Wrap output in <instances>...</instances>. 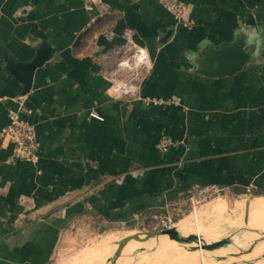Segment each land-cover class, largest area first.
<instances>
[{"label":"crops","instance_id":"obj_1","mask_svg":"<svg viewBox=\"0 0 264 264\" xmlns=\"http://www.w3.org/2000/svg\"><path fill=\"white\" fill-rule=\"evenodd\" d=\"M180 1L185 24L160 0H104L110 13L98 19L82 0H0V264H49L62 241L160 214H182L178 223L197 212L213 225L200 235L219 241L236 233L227 221L236 202L264 200L251 193L264 191V0ZM127 29L152 67L137 96L120 98L109 75ZM238 31L258 39L251 62L221 78L194 72L201 45ZM44 43L52 57L22 96L6 60L29 62ZM15 111L34 128L35 161L16 158L2 134ZM162 139L172 142L165 151ZM208 185L223 192L191 211L192 191ZM218 204L225 223L208 214ZM157 242L130 264H201L192 244L173 254L167 237ZM108 250L82 264H108Z\"/></svg>","mask_w":264,"mask_h":264},{"label":"rangeland","instance_id":"obj_2","mask_svg":"<svg viewBox=\"0 0 264 264\" xmlns=\"http://www.w3.org/2000/svg\"><path fill=\"white\" fill-rule=\"evenodd\" d=\"M235 206L237 208L233 210V212L235 211L233 213L234 215L231 214L230 217H228V220L227 218L225 219L229 223L235 222L237 224L236 233L233 236L227 237L230 238V244L226 246L225 249L214 250L212 248H206V244L203 243L204 250H196L197 254L200 255L201 253L204 255L205 263L208 264H264V200L240 201L236 202ZM215 210L217 211L213 212ZM187 212L186 216L189 215ZM211 212L213 213L211 214ZM225 212L226 207L224 209L222 204H218L214 209L210 210V212L208 211V214H211L214 218H219V221L225 223L223 217L228 215L225 214ZM182 217L183 216L181 214L178 218ZM197 217L200 223L198 234H201L202 232L206 237H212V232L206 229L211 228L213 225L209 224L208 227H206L203 224L201 215L199 213H197ZM163 219L164 214H160L153 218L138 220L134 224L122 226L120 228H108V231L104 233H86L84 235L85 237H78L74 240L67 239L68 242H61L59 249L49 264H60L65 261L66 263L70 264L71 260H73V258L70 257L76 255V253H79L81 249H83L82 253H85L82 261H75L71 264H82L84 260L88 259L90 256V254L88 255L87 253L91 252V255L95 256L98 255V253H100V251L103 249L108 248L109 252H113V254L110 256L112 258L115 256V253L119 250V248H122L123 250L124 247H127V245L130 244L131 240H140V242H145L148 245L152 244L154 246L150 248V246L145 247L141 245L140 248L134 250L135 254L133 253L131 254V257L129 256L130 260L132 261L133 258L137 259L138 257L140 259V255L141 257H147L151 253L155 252V249L157 248L155 245L161 238H149L150 236L148 233L161 230L163 228ZM213 222L217 223V220ZM175 224V227L184 235H187L185 233H188V231H191V233L196 232L193 214L185 217L178 223L176 221ZM204 228L206 229L204 230ZM168 241L171 242V250L173 254L175 252L179 253L181 250L179 247H181L183 244L181 245L180 243L171 241L169 239ZM102 242L105 243L100 245ZM192 245L194 246V243H192ZM185 250L189 251L190 248H185ZM120 257L121 254H119V258ZM98 261L99 259L96 260V263ZM112 263H114V261ZM108 264L111 263L109 262Z\"/></svg>","mask_w":264,"mask_h":264},{"label":"built area","instance_id":"obj_3","mask_svg":"<svg viewBox=\"0 0 264 264\" xmlns=\"http://www.w3.org/2000/svg\"><path fill=\"white\" fill-rule=\"evenodd\" d=\"M86 10L93 12V18L98 19L107 16L110 8L104 0H82ZM162 6L171 13L179 23H186L185 14L187 5L180 0H160ZM112 34V33H110ZM122 37L125 45L120 56L115 58V70L109 75L112 79L111 88L116 96L133 97L139 93L140 82L151 69L152 62L148 52L136 44L133 32L130 29L124 30ZM114 64V61H113ZM177 98L169 100L178 103ZM149 103L164 104L163 100H149ZM93 117L99 119L96 114ZM2 134L13 146V155L20 160L35 161L37 159V140L34 128L31 124L21 118V112L15 111L10 114V122L3 129ZM172 146L168 139H162L158 145L160 151H165ZM223 190L215 185L195 188L190 197L189 204L191 211L196 209L213 198L219 196ZM179 216L177 214H166L164 216L163 228L175 227V222Z\"/></svg>","mask_w":264,"mask_h":264},{"label":"water","instance_id":"obj_4","mask_svg":"<svg viewBox=\"0 0 264 264\" xmlns=\"http://www.w3.org/2000/svg\"><path fill=\"white\" fill-rule=\"evenodd\" d=\"M258 50V39L250 38L246 32H236L234 38L220 44L206 43L201 45L193 54L191 62L194 64V72L208 78H221L232 76L241 71L254 59ZM52 57V48L43 44L36 50L35 57L29 62H17L7 59V70L15 80L23 85L21 95H26L32 88L35 72ZM149 238L166 236L169 240L180 243H205L206 248L214 250L225 249L230 244V238L209 242L198 233L184 235L176 227L150 232ZM120 249L109 262L114 264L119 257ZM114 261V263H112Z\"/></svg>","mask_w":264,"mask_h":264},{"label":"bare ground","instance_id":"obj_5","mask_svg":"<svg viewBox=\"0 0 264 264\" xmlns=\"http://www.w3.org/2000/svg\"><path fill=\"white\" fill-rule=\"evenodd\" d=\"M193 220H194V226H195V231H199V227H200V223H199V220H198V217H197V212L193 213ZM199 225V226H198ZM188 244H192V243H188ZM142 246H145V247H149V245L147 243H138V245H135L133 248L132 247H129L128 249H123L122 250V254L124 257H120L117 259V261L115 262V264H122V263H125V264H130V263H133V262H138L137 260H140L139 257L136 259H132V261L130 260L129 256L131 257V254L135 252H133L135 249L137 248H140ZM205 246V245H204ZM190 250L192 251H203L204 250V247H203V243L201 242H197V243H194V246L190 247ZM196 251V252H197ZM113 254V252H108V256H111ZM122 256V255H121ZM204 255H202L200 253V259H201V264H204V258H203ZM136 257V256H135ZM124 259V261H123ZM108 262V261H107ZM105 263V259H102L101 261H99L97 264H104ZM109 263V262H108ZM186 263H189V262H186ZM107 264V263H105Z\"/></svg>","mask_w":264,"mask_h":264},{"label":"trees","instance_id":"obj_6","mask_svg":"<svg viewBox=\"0 0 264 264\" xmlns=\"http://www.w3.org/2000/svg\"><path fill=\"white\" fill-rule=\"evenodd\" d=\"M253 195H264V191L261 192V191H252L251 192Z\"/></svg>","mask_w":264,"mask_h":264}]
</instances>
